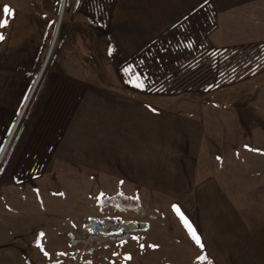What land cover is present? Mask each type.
<instances>
[{"label": "rangeland", "instance_id": "rangeland-1", "mask_svg": "<svg viewBox=\"0 0 264 264\" xmlns=\"http://www.w3.org/2000/svg\"><path fill=\"white\" fill-rule=\"evenodd\" d=\"M112 1L65 0L62 12L63 0H0V20L8 21L0 27L4 37L0 40V264L142 263L141 245H150L156 231L144 218L143 202L135 210L101 208V197L118 194L112 193L113 184L104 183L99 165L92 173L85 163L30 158L34 148L37 153L39 149L50 153L35 144L45 142L51 128L61 125L53 122L61 110L59 103L56 109V96L71 94L72 100L85 89L135 92L160 109L206 121L207 149L201 171L218 167L227 180H234L232 175L251 183L260 205H241L242 209L255 213V219L264 216L263 61L258 56L244 59L246 50L221 49L218 54L214 50L216 41H250L253 19L241 14L223 20L208 17L202 34L172 31L169 36L175 44L169 46L163 38L153 50L149 46L141 66L120 53L109 30ZM5 5L12 10L11 16L4 13ZM188 38L196 42V48L201 42L206 50L203 66L194 51H185L189 46L182 42L188 43ZM128 68L136 75L128 74ZM137 75L143 89L135 86ZM238 138L245 142L237 147ZM246 139L252 142L249 146ZM82 143L77 148L82 149ZM241 145L263 161L231 162L239 157ZM92 217L116 227L121 223L142 227L98 234L100 226L95 231L88 228ZM38 240L42 248L33 245ZM163 244L169 246V241ZM167 250L171 249L160 253L168 256Z\"/></svg>", "mask_w": 264, "mask_h": 264}, {"label": "crops", "instance_id": "crops-1", "mask_svg": "<svg viewBox=\"0 0 264 264\" xmlns=\"http://www.w3.org/2000/svg\"><path fill=\"white\" fill-rule=\"evenodd\" d=\"M111 3L109 30L120 53L137 65L142 66L144 52L149 46L153 50L159 40L166 38V44L174 45L169 36L172 31L202 34L208 17L223 20L241 14L255 23L251 40L216 41L215 53L221 49L246 50L244 59L258 56L264 67V0ZM189 39L188 43L182 42L189 46L185 51H194L199 66H203L206 50L201 42L196 48V42ZM56 97V109L59 103L61 110L56 112L53 122L61 125L51 128L45 142L35 144L50 153L40 149L37 153L34 148L30 158L55 161L58 157L63 162L85 163L91 172L99 165L104 183L115 188L112 193L132 195L143 202L144 218L152 227L156 226V231L150 245L143 243L141 264H264V216L255 219V213L247 214L241 206L260 205L251 183L232 175L234 180H227L218 167L201 171L200 161L207 149L206 121L160 109L129 91L85 89L80 95H73L72 100L71 94ZM79 141L84 144L82 149L77 148ZM237 142L238 147L245 139L238 138ZM251 143L246 139L245 145ZM243 146L238 149L239 157L231 158V162L263 161ZM173 205L180 207L196 231L202 249L192 240ZM166 240L169 246H164ZM163 248L171 249L167 250L168 256L160 253ZM198 256L206 259L200 262Z\"/></svg>", "mask_w": 264, "mask_h": 264}, {"label": "snow or ice", "instance_id": "snow-or-ice-1", "mask_svg": "<svg viewBox=\"0 0 264 264\" xmlns=\"http://www.w3.org/2000/svg\"><path fill=\"white\" fill-rule=\"evenodd\" d=\"M205 3H207V0H204ZM4 13L8 16H11L13 13H12V10L7 6L5 5L4 6V9H3ZM195 11V9L193 10ZM7 19H4V20H0V27H5L7 26ZM4 37L2 35H0V40H3ZM126 72H130L132 73V69L131 68H128V69H125ZM133 75H136L135 73H132ZM131 82V81H130ZM135 86L137 88H141L143 89L144 85H143V82L142 80H140L139 76L137 75V79H136V82H135ZM103 195V194H101ZM173 210L179 215L180 217V220L181 222L185 225V227L188 229V232H189V235L191 236L192 240L195 242V244L200 247L201 249L203 248V245L201 243V240L199 238V236L197 235L196 231L192 228V226L189 224L188 220L184 217V215L181 213L180 211V207L177 206V205H173L172 206ZM41 237H43V233L41 232L39 234ZM133 239H138L137 237H133ZM37 246L38 247H41L42 248V245L40 244L39 240L37 241ZM141 247H143V245H141ZM151 247H156L155 245H151ZM43 250V249H42ZM45 255L47 256L48 253L45 252ZM206 257L204 256H198L197 257V260H200V261H203L205 260Z\"/></svg>", "mask_w": 264, "mask_h": 264}, {"label": "trees", "instance_id": "trees-1", "mask_svg": "<svg viewBox=\"0 0 264 264\" xmlns=\"http://www.w3.org/2000/svg\"><path fill=\"white\" fill-rule=\"evenodd\" d=\"M101 208L112 207L121 211L135 210L140 207V201L136 198L118 194L113 197H101L99 200Z\"/></svg>", "mask_w": 264, "mask_h": 264}, {"label": "water", "instance_id": "water-1", "mask_svg": "<svg viewBox=\"0 0 264 264\" xmlns=\"http://www.w3.org/2000/svg\"><path fill=\"white\" fill-rule=\"evenodd\" d=\"M64 5H65V0L63 1L62 12H63V7H64ZM59 26H60V23L58 24V27H57V31H56V34H55V37H54L53 44H52V46H51V48H50L49 54H48V56H47V59H46V61H45V64H44V66H43V68H42V71H41L39 77L41 76V74H42L43 71L45 70V67H46V64H47L48 58H49V56H50V54H51V51H52V49H53V46H54V43H55V40H56V36H57L58 30H59ZM39 77H38V78H39ZM37 81H38V80H37ZM36 84H37V82H36ZM36 84H35V86H34L32 92L30 93L29 99H28V101L26 102V105H25L24 109L22 110V113H21V115H20V117H19V119H18V121H17V123H16V125H15V128H14V130H13V133L15 132L16 127L18 126L19 122L21 121V118H22V116H23V114H24V112H25V110H26V108H27V106H28V104H29V101H30L32 95H33L34 92H35L34 89H35V87L37 86ZM11 139H12V136H11V138H10L9 141H11ZM90 224H91V227H92V230H93V231L96 230V229L100 226V223H99V222L97 221V219L94 218V217L90 218ZM33 245L37 246V242H34ZM52 264H58V263H52Z\"/></svg>", "mask_w": 264, "mask_h": 264}, {"label": "bare ground", "instance_id": "bare-ground-1", "mask_svg": "<svg viewBox=\"0 0 264 264\" xmlns=\"http://www.w3.org/2000/svg\"><path fill=\"white\" fill-rule=\"evenodd\" d=\"M99 223H100V228L96 231L94 230L95 233H98V234H106V231L109 229L110 230L118 229L119 232L124 233L126 231H131V230L138 229L139 227H142L141 226L142 224H140V223L139 224H137V223H127V224L121 223L118 227L111 225L106 220H99ZM88 228L90 230H92V227L90 225H88Z\"/></svg>", "mask_w": 264, "mask_h": 264}]
</instances>
